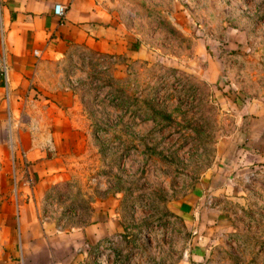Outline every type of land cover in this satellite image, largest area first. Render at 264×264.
Returning a JSON list of instances; mask_svg holds the SVG:
<instances>
[{"label": "crops", "instance_id": "obj_1", "mask_svg": "<svg viewBox=\"0 0 264 264\" xmlns=\"http://www.w3.org/2000/svg\"><path fill=\"white\" fill-rule=\"evenodd\" d=\"M57 3L65 7L61 18L54 15ZM226 3L195 1V22L221 32L226 51L204 54L193 78L232 127L218 136L211 155L185 158L189 177L180 182L179 152L148 160L142 135H128L124 120L107 122L106 148L95 135L98 123L68 118L52 129L45 117L32 116L24 127L14 114L44 63L66 57L74 46L127 60L153 57L131 32L120 0H0L1 106L14 114L12 129L18 127L15 180L3 166L10 154L6 162L0 157V264H97L96 246L111 235L120 236L111 264H264V0H233L234 11ZM176 7L164 13L170 24L179 21ZM184 24L190 30L194 21ZM36 104L27 96L28 108ZM117 143L123 148L114 149ZM114 154L127 159L113 163ZM74 175L82 183L71 193ZM63 190L56 202L75 216L46 218V199ZM163 227L179 239L167 260Z\"/></svg>", "mask_w": 264, "mask_h": 264}, {"label": "rangeland", "instance_id": "obj_2", "mask_svg": "<svg viewBox=\"0 0 264 264\" xmlns=\"http://www.w3.org/2000/svg\"><path fill=\"white\" fill-rule=\"evenodd\" d=\"M195 1L158 0L156 3L155 0H120L126 20L134 27L131 32L139 39L147 55L152 54L153 57L149 60H127L121 54L74 46L66 57L44 63L40 77L31 84V91L19 100L23 103L14 107L16 119L21 120L25 127L30 117H45L50 121L48 127L53 129L51 123L56 121L63 127L68 118H83L98 123L94 128L95 135L106 148L107 130L110 129L107 122L124 120L128 135H142L140 145L148 160L152 156L169 157L171 152H179L178 172L180 182H184L189 177L184 170L190 165L185 158L195 152L204 153L205 157L211 155L218 136L232 127L231 121L220 113L218 101L214 96L210 97V91L202 86L200 80L193 78L194 69L203 63L204 54L218 56L226 51L221 32L217 31L215 35L214 31L204 30L195 22L196 15L192 14L196 8ZM226 2L227 11H234L233 0ZM174 5L177 6L175 15L180 21L177 25L170 24L164 14L173 10ZM192 21L194 24L189 30L184 23ZM197 39L201 41L196 43ZM2 48L0 37V73L4 71ZM27 96L31 103L39 104L31 105L29 109L25 105ZM5 97L0 90V157L6 162L7 153L10 154V162L8 159L3 166H6L5 170H10L9 175H13L15 180L18 174L17 166L12 162L15 149L12 139L18 127L12 129L14 114L8 106H1ZM43 97L50 101L45 102ZM49 106L50 110L47 109ZM138 123H145V130L144 126L139 129ZM35 125L38 129H46L41 123L37 125L35 122ZM190 145L194 150L190 149ZM114 147L123 148L121 143ZM122 158L112 155L110 161L120 163ZM24 175L26 177V173ZM76 183H82V176L74 175V180L70 182L71 193H75ZM62 192L67 194L65 190L54 192L46 199V206L43 207L46 217L53 214L60 217L59 212L64 215L60 208L64 204L60 206L56 202ZM74 199L71 200L73 204L77 201L76 196ZM163 218L165 221L168 216ZM161 240L164 259L167 260L168 248L174 244V251V242L176 240L178 245L179 239L163 229Z\"/></svg>", "mask_w": 264, "mask_h": 264}, {"label": "built area", "instance_id": "obj_3", "mask_svg": "<svg viewBox=\"0 0 264 264\" xmlns=\"http://www.w3.org/2000/svg\"><path fill=\"white\" fill-rule=\"evenodd\" d=\"M54 15L56 17H63L65 14V7L60 4L57 3L54 5ZM127 159V155H123V161ZM66 214H70L71 210L64 212ZM73 216H75V211L73 213H71ZM47 218V217H46ZM166 227L168 226L167 223L165 224ZM165 227H163L164 229ZM58 229H61V224L58 225ZM162 229V230H163ZM166 229V228H165ZM168 231V230H166ZM149 230L146 231V233H143L144 236L148 237L149 236ZM120 240V236L119 235H111L108 236L104 239H102L96 246L97 249V253H96V263L97 264H111L115 257L117 256L115 253V245L118 243V241ZM130 262V261H129Z\"/></svg>", "mask_w": 264, "mask_h": 264}]
</instances>
